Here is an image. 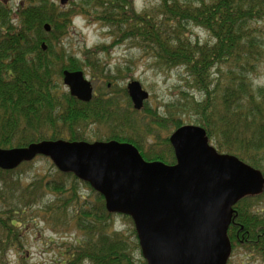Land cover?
I'll return each mask as SVG.
<instances>
[{
	"label": "trees",
	"instance_id": "trees-1",
	"mask_svg": "<svg viewBox=\"0 0 264 264\" xmlns=\"http://www.w3.org/2000/svg\"><path fill=\"white\" fill-rule=\"evenodd\" d=\"M158 1L154 9L137 12L132 0H80L65 9L51 0H23L13 14L0 1V148L42 140H117L136 146L145 160L173 164V148L158 130L167 123L174 129L183 125L177 112L193 117L188 123L203 127L218 152L236 156L264 176V85L253 82L264 60V29L259 26L264 0ZM76 13H93L94 20L111 28L116 42L129 39L154 66L181 69L188 84L181 91L186 100L168 103L169 116L161 117L147 105L142 116L125 88L95 94L89 102L71 96L61 80L63 70L105 79V87L117 78L95 54L106 46L77 57L60 45ZM190 27L203 29L212 41L191 39ZM119 91L124 101L116 96ZM32 163L0 168V264H7L10 250L23 247L24 231L39 213L55 232L62 231L55 227L59 224L76 231L59 242L53 264H146L128 214L107 211L99 192L53 164L24 183L20 173ZM45 193L53 201L40 206ZM263 195L264 189L238 200L227 229L231 249L262 259L264 214L254 212L251 201ZM116 216L128 220L129 232L115 227Z\"/></svg>",
	"mask_w": 264,
	"mask_h": 264
},
{
	"label": "water",
	"instance_id": "water-1",
	"mask_svg": "<svg viewBox=\"0 0 264 264\" xmlns=\"http://www.w3.org/2000/svg\"><path fill=\"white\" fill-rule=\"evenodd\" d=\"M43 28L49 31L50 25ZM62 75L71 96L92 99L91 81L82 70ZM126 90L140 110L148 92L138 80L129 81ZM168 140L173 164L145 160L129 142L42 140L0 148V168L11 170L45 156L59 171L87 182L103 196L107 211L131 217L146 264H226L232 206L261 193L264 176L236 156L218 152L199 125H181Z\"/></svg>",
	"mask_w": 264,
	"mask_h": 264
},
{
	"label": "rangeland",
	"instance_id": "rangeland-1",
	"mask_svg": "<svg viewBox=\"0 0 264 264\" xmlns=\"http://www.w3.org/2000/svg\"><path fill=\"white\" fill-rule=\"evenodd\" d=\"M20 1L23 0H8L6 2L7 6L12 9V14L16 11ZM51 1L62 9L71 5L72 2H80V0H69L65 4H61L60 0ZM132 1L137 12L150 8L152 10L159 3L158 0ZM92 16L93 13L90 14V16H85L80 13L74 14V17L71 19V29L69 33L61 37L59 43L69 54L76 55L77 57H82L84 51L87 49H92L101 45L106 46L105 51L99 50L95 52V54H97V58L105 66L106 72L115 75L117 78L112 80L113 86L109 84L108 87H105V79L99 80L97 77L92 78L89 74H85L87 78L91 80L95 93H113V88L126 89V85L129 81L138 80L142 88L149 94L148 99L143 104V108L140 110V114L146 116L144 113V106L147 105L158 111L159 116H169L166 111V105L168 103L176 102L177 100L184 102L186 100V97H183L181 94V91L185 90L187 88L186 85H188L185 81L186 74L178 68L169 69L167 67L154 66L142 49L136 44L132 43L129 39L116 42L118 39L114 40L111 28L94 20ZM259 26H263L264 29V22L260 23ZM190 36L192 37L191 39H198L199 42L212 41L208 33L198 27H190ZM116 69L118 70L115 72ZM253 82L255 86L264 85V60ZM63 86L67 88L64 84ZM187 90H189V86ZM192 93H195V98L199 97L197 91L194 90ZM123 95L124 93L121 91L116 94V96L124 101ZM172 109L175 110L174 108ZM175 114L179 115L185 121L183 125L193 124L188 123V120H191L190 118L193 119L190 115L185 113L178 114L177 112ZM173 130L174 128L169 127L167 123L166 127H163L162 130H158V134L163 137H168ZM32 161L33 163L20 173V177L24 180V183H27V180L34 174L46 172L51 168L50 165L53 164L52 161L45 156H37ZM88 192L89 190H87V188H85V190L82 189V193L87 194ZM51 196L52 195L45 193L40 206H46V203L49 204L50 201H53L51 200ZM251 203V208L254 212L261 215L264 214V195L261 198L253 199ZM46 214L49 215V213ZM40 215L41 213L35 214L33 219L37 222L28 225L29 228L24 231L22 237L23 247L17 252L14 249L8 252L6 256L7 264H18L19 261L23 264H53V261L58 258L57 251L59 249V242L63 239H71L76 235V231H74L71 226L68 227V230H65L64 225L61 224L55 227L59 230L62 229V231H53L52 222L50 220L46 222L41 220ZM130 226L131 224L128 220L121 216H116L115 227L117 229H126L127 232H129L128 228ZM227 264H264V259L253 255L249 256L248 253H245L243 250H235Z\"/></svg>",
	"mask_w": 264,
	"mask_h": 264
},
{
	"label": "flooded vegetation",
	"instance_id": "flooded-vegetation-1",
	"mask_svg": "<svg viewBox=\"0 0 264 264\" xmlns=\"http://www.w3.org/2000/svg\"><path fill=\"white\" fill-rule=\"evenodd\" d=\"M0 1H1L4 5H7L6 2H7L8 0H0ZM41 48H42V46H41ZM90 81H91V80H90ZM91 84H92V82H91ZM108 85H109V84H108ZM92 87H93V86H92ZM95 94H96V93H95V90H94V87H93V96H94ZM243 251H244V250H243ZM234 252H235V250H234V249H231V253H230V254L232 255ZM244 252H245V253H248V252H246V251H244ZM231 255L229 256V259H230ZM248 255L251 256V254H249V253H248ZM255 257H256V256H255ZM229 259H228L227 263L229 262Z\"/></svg>",
	"mask_w": 264,
	"mask_h": 264
}]
</instances>
